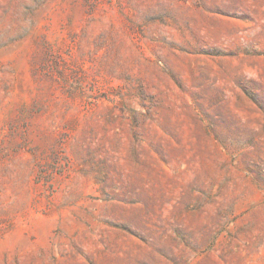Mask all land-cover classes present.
<instances>
[{"label":"rangeland","instance_id":"rangeland-1","mask_svg":"<svg viewBox=\"0 0 264 264\" xmlns=\"http://www.w3.org/2000/svg\"><path fill=\"white\" fill-rule=\"evenodd\" d=\"M0 264H264V0H0Z\"/></svg>","mask_w":264,"mask_h":264}]
</instances>
